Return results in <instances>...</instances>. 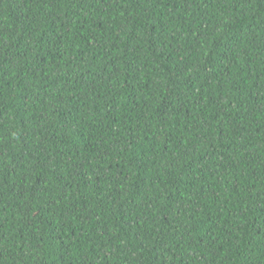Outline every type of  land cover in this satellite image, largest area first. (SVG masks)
Listing matches in <instances>:
<instances>
[{
  "label": "trees",
  "instance_id": "obj_1",
  "mask_svg": "<svg viewBox=\"0 0 264 264\" xmlns=\"http://www.w3.org/2000/svg\"><path fill=\"white\" fill-rule=\"evenodd\" d=\"M0 264H264V0H0Z\"/></svg>",
  "mask_w": 264,
  "mask_h": 264
}]
</instances>
